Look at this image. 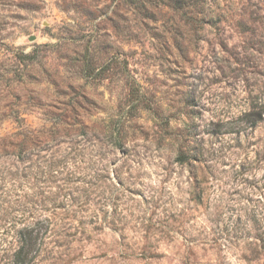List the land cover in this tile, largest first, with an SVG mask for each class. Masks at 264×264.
<instances>
[{
	"label": "rangeland",
	"instance_id": "374dc122",
	"mask_svg": "<svg viewBox=\"0 0 264 264\" xmlns=\"http://www.w3.org/2000/svg\"><path fill=\"white\" fill-rule=\"evenodd\" d=\"M37 220L35 264H264V0H0V264Z\"/></svg>",
	"mask_w": 264,
	"mask_h": 264
},
{
	"label": "trees",
	"instance_id": "16d2710c",
	"mask_svg": "<svg viewBox=\"0 0 264 264\" xmlns=\"http://www.w3.org/2000/svg\"><path fill=\"white\" fill-rule=\"evenodd\" d=\"M244 118L252 121V124L261 120L260 113H244ZM22 225L15 229V246L13 247L8 259L4 264H35L37 250L41 243V236L47 230L48 224L42 220L35 223L20 222ZM44 229L45 231H41Z\"/></svg>",
	"mask_w": 264,
	"mask_h": 264
}]
</instances>
